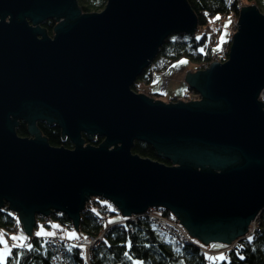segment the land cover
Wrapping results in <instances>:
<instances>
[{
    "label": "water",
    "instance_id": "water-1",
    "mask_svg": "<svg viewBox=\"0 0 264 264\" xmlns=\"http://www.w3.org/2000/svg\"><path fill=\"white\" fill-rule=\"evenodd\" d=\"M195 29L186 0H106L97 13L76 0H0V207L25 235L53 213L77 231L92 196L122 217L161 207L204 244L246 234L264 209V13L242 6L227 59L185 73L196 99L131 88L167 36ZM19 120L31 138L16 134ZM37 121L73 148L49 145ZM135 141L171 165L133 154Z\"/></svg>",
    "mask_w": 264,
    "mask_h": 264
},
{
    "label": "trees",
    "instance_id": "trees-1",
    "mask_svg": "<svg viewBox=\"0 0 264 264\" xmlns=\"http://www.w3.org/2000/svg\"><path fill=\"white\" fill-rule=\"evenodd\" d=\"M186 1L196 16L198 32L194 34L183 32L171 34L164 39L157 52L156 62L159 58H167L169 64H166L165 68L180 59L192 63L195 70L208 67L209 63L215 60L213 58L214 54L218 52V50H215V44L220 43L218 36L222 27L215 21L216 17L228 18V21L230 19L231 22H234L239 9L250 4L256 5L264 13V0ZM76 3L82 13H97L105 7L106 0H76ZM54 25V21L48 19L42 24V27L48 35H52ZM232 28L231 23H229V33ZM229 37H231V33ZM150 68L145 69L140 74L131 88L135 92L145 93L148 97L155 99V93L144 92L141 88L151 81ZM152 68L155 69V66ZM143 77L144 84L140 80ZM187 89L188 94L191 96L195 94L192 89L188 87ZM185 100H188L187 96ZM36 127L41 135L46 138L49 145L67 149L73 148V144L62 135L61 129L55 122L48 124L45 121H37ZM15 131L18 136L28 137L27 125L22 120L18 121ZM81 136L86 144L93 146H98L103 141L101 137L97 136H94L90 141L87 140L84 134H81ZM131 152L143 158L171 165L170 160L158 156L152 146L146 142L135 141ZM96 207L97 205L93 200L86 203L80 212L78 231L70 229L72 224L64 214L53 213L49 215L51 219L57 222L54 226L57 231H65L61 226H69L67 230L71 232H67L68 238L70 234L75 233L79 237L77 240L82 241L84 238L96 236L99 232L105 230V235L101 241L90 249L88 262L83 258L84 248L71 243L68 244L66 246L68 264H134V262H141V264H213V261H210L207 257H219L221 255L225 259L216 260L215 264H264V209L258 215L256 229L250 235L235 240L224 254L221 252L217 256V254L206 255L203 252V247L195 240L181 243L162 233L156 227V221L149 216L150 212H154L153 209L140 215L141 217L131 221L125 220L126 222L122 224H116L120 220L117 217H120L110 204L106 202L100 210ZM105 214L108 216L107 220L100 222L99 220ZM163 214L173 217L172 214L166 211ZM12 215H14L13 212L8 209L7 203H4L0 207V232L6 235L13 233L15 220ZM41 236L35 233L25 239V242H23L25 247L23 248L11 246V252L8 253L4 264H16L17 261L18 264H52L51 260L54 252ZM249 237H252L251 241H249ZM29 244L31 250L27 247ZM207 253L210 252L207 251Z\"/></svg>",
    "mask_w": 264,
    "mask_h": 264
},
{
    "label": "rangeland",
    "instance_id": "rangeland-1",
    "mask_svg": "<svg viewBox=\"0 0 264 264\" xmlns=\"http://www.w3.org/2000/svg\"><path fill=\"white\" fill-rule=\"evenodd\" d=\"M236 20L237 18L234 20V22H231V26L233 27L230 30L231 35L235 32L234 28H236ZM221 27V33L218 36V39L220 40V43H216L215 44V50H220L222 48L223 43L228 40L230 37V33H229V29H228V18L226 19H216L215 20ZM225 25H227V27H225ZM220 27V29H221ZM228 34V35H227ZM226 36V37H225ZM221 37L224 38V42H221ZM162 62H165L164 67L159 66L161 64H163ZM169 64V60L166 58V61L163 60L162 58H159V60L156 62L155 68L157 69V73L154 74V77L151 81V83L149 84V86H142L141 88L143 89L144 92H152L156 94V98L154 100H159L163 103H168L171 101H177L180 100H184V102H188L193 100V98H195L194 96H191L190 94H188V89H187V85L184 81V75L187 71H197V69L195 70V66L186 61L185 59H180L177 60L175 62H173L169 67L165 68V65ZM159 77V78H158ZM186 96L188 97V100L186 99ZM28 138H31V136L28 135ZM13 219L15 220V226L13 229V233H9L8 235L4 234V238L8 241H12V243H16L19 244L20 241H13L11 239L12 236H24L27 238H29L27 235L24 234V232H22L21 228H19L18 225H16V222H18V219H16V217L14 215H12ZM258 219V216L256 218V220ZM39 224L35 230L36 233H40L41 231H43V233H45L44 235H42L41 237L44 238V240L47 239H51L54 238L52 236L57 235V236H63L64 233L59 234L58 232H63V231H57L55 229L54 226H56V221L51 219V217H47V218H43L40 217L38 218ZM47 226H51V227H47ZM65 231L69 228V226H61ZM72 227V226H71ZM72 229V228H70ZM56 230V231H55ZM68 233H70L71 231H67ZM66 232V235H67ZM46 233H53V235H47ZM193 240H195L199 245H201L203 247V252L206 255H216L219 256V253H223L226 252L230 246L224 244V243H220V242H209L207 244L202 243L201 241L193 238ZM238 240V239H237ZM12 244V245H13ZM8 246L11 247V245L8 243ZM0 251L4 252V256L5 259L8 255V252L4 249V245L0 244ZM210 252V253H207ZM5 261V260H4Z\"/></svg>",
    "mask_w": 264,
    "mask_h": 264
},
{
    "label": "built area",
    "instance_id": "built-area-1",
    "mask_svg": "<svg viewBox=\"0 0 264 264\" xmlns=\"http://www.w3.org/2000/svg\"><path fill=\"white\" fill-rule=\"evenodd\" d=\"M228 48H229V41L224 42L222 45V48L220 49V51L216 52L213 56V58L215 60L213 61H217V62H223L227 59V52H228ZM221 58V59H219ZM157 73V69L155 68V71L152 73V78L154 77V74ZM258 99L260 101H262V103L264 104V88L263 90L260 92ZM114 211H116L115 208H112ZM159 214L156 213V211L154 212H150L149 216L156 221L157 225L161 228L162 231L166 232V233H174L176 231L175 227L171 224L170 222V218L169 216H167L165 213V210L163 209H159ZM42 217L41 215H37L36 219ZM135 216H131L128 220L133 219ZM108 216L107 214L103 215L102 218L99 220L100 222H105L107 220ZM124 220V219H122ZM121 220H119L120 222ZM256 223L257 220L254 219L253 221H251V223L248 226V230L246 232L245 236L250 235L253 230L256 229ZM185 230H183V241H186V236H185ZM105 235V230L104 232H99L98 235L96 236H90L87 237V239L81 241V242H77L76 240L73 241H67L66 238L64 236H57L54 235L51 239H45V242L47 243V245L53 250L54 254L52 256V260L51 263L52 264H66V248H65V244L67 243H71L73 245L78 244L81 245L84 249H85V254L88 255L89 257V252L90 249L95 247L102 239V237ZM188 236V240L187 241H191L189 235Z\"/></svg>",
    "mask_w": 264,
    "mask_h": 264
},
{
    "label": "bare ground",
    "instance_id": "bare-ground-1",
    "mask_svg": "<svg viewBox=\"0 0 264 264\" xmlns=\"http://www.w3.org/2000/svg\"><path fill=\"white\" fill-rule=\"evenodd\" d=\"M234 30H236V28H234ZM196 32H198V29H197V27H196V29L194 30V32L192 33V34H194V33H196ZM157 58V54H156V56H155V59H153L152 60V62H150V64L148 65V67L146 68V69H148V68H150L151 70H149V74L151 75V79H153L152 78V73L155 71V69H153L152 67L153 66H155L156 65V59ZM163 60H165L166 61V58L164 57V59ZM212 62H214V61H212ZM163 64H161V65H164L165 64V62H162ZM211 63V62H210ZM209 63V64H210ZM137 80V79H136ZM135 80V81H136ZM140 80H142V83L144 82V77H143V79H140ZM144 84V83H143ZM195 92V91H194ZM138 93H142V92H138ZM142 94H145V93H142ZM146 95V94H145ZM192 96H194L195 97V99L198 97V94L195 92V94H193ZM176 101V100H175ZM94 201L95 202V204L97 205V207H96V209H101V207L107 202L108 204H110L113 208H115L116 209V212L118 213V214H120L119 212H118V210H117V208L112 204V203H110V202H108L106 199H104V198H102V197H96V196H92L87 202H89V201ZM105 202V203H104ZM161 208V207H160ZM151 209V208H150ZM150 209H148V210H150ZM147 210V211H148ZM146 211V212H147ZM145 212V213H146ZM145 213H143V214H145ZM156 213L157 214H159V211L156 209ZM143 214H139V215H131V216H135L133 219H135V218H138V217H141L140 215H143ZM121 216V215H120ZM48 217H50V216H48ZM117 219H120L121 221L120 222H116V224H122V223H125L126 221H124V220H122L121 218H118L117 217ZM133 219H131V220H133ZM131 220H128V221H131ZM170 222H171V224L175 227V229H176V231L174 232V233H172V234H170V233H166V232H164V231H162L161 230V228L156 224V227L162 232V233H164V234H166L167 236H169L170 238H173V239H175V240H177L178 242H181V243H183V228L180 226V224H179V220L178 219H176L175 217H171L170 218ZM72 229L74 230V231H76L73 227H72ZM78 231V230H77ZM101 232H104V230H102ZM185 234V236H186V241L188 240V234L187 233H184ZM189 237H190V240H193V237H191L190 235H189ZM78 243L79 242H81V240H77V239H75ZM84 240V239H83ZM82 240V241H83ZM9 243H12V241H10ZM68 244H65V248H66V246H67ZM75 245H78V244H75ZM78 246H81V245H78ZM82 247V246H81ZM83 248V247H82ZM84 252H85V250H84ZM66 254V257H67V252L65 253ZM68 258V257H67ZM66 258V264H68V259ZM83 258L85 259V261L86 262H88V255H86L85 253H83Z\"/></svg>",
    "mask_w": 264,
    "mask_h": 264
},
{
    "label": "snow or ice",
    "instance_id": "snow-or-ice-1",
    "mask_svg": "<svg viewBox=\"0 0 264 264\" xmlns=\"http://www.w3.org/2000/svg\"><path fill=\"white\" fill-rule=\"evenodd\" d=\"M216 19H219V17H216ZM228 23H231V20L229 19ZM225 27H227V25H225ZM197 39H199V37H197ZM221 42H224V38L221 37ZM45 233H43V231H41L40 233H37V235H44ZM47 235H53V233H46ZM69 238H75V239H79V237L76 236L75 233L70 234ZM11 239L13 241H20L19 244L14 243L12 245V247H25V244L23 243V241L26 239V237L20 235V236H12ZM85 240L87 238H84ZM249 241H251L252 237L248 238ZM0 244L4 245V249L10 253L11 252V248L8 246L7 240L4 238V233L0 232ZM130 246V245H129ZM27 247L29 248V250H31V245H27ZM71 250V249H69ZM127 256V253L125 254ZM210 261H213V264H215L216 260H222L225 259V257L223 255L219 256V257H212L209 256L207 257ZM243 258V257H241ZM129 259H131V257H129ZM4 260H5V256H4V252L0 251V264H4ZM16 264H18V261L16 262ZM134 264H141V262H134Z\"/></svg>",
    "mask_w": 264,
    "mask_h": 264
},
{
    "label": "flooded vegetation",
    "instance_id": "flooded-vegetation-1",
    "mask_svg": "<svg viewBox=\"0 0 264 264\" xmlns=\"http://www.w3.org/2000/svg\"><path fill=\"white\" fill-rule=\"evenodd\" d=\"M161 45H162V44H161ZM161 45H160V46H161ZM158 50H159V49H158ZM157 52H158V51H157Z\"/></svg>",
    "mask_w": 264,
    "mask_h": 264
},
{
    "label": "crops",
    "instance_id": "crops-1",
    "mask_svg": "<svg viewBox=\"0 0 264 264\" xmlns=\"http://www.w3.org/2000/svg\"><path fill=\"white\" fill-rule=\"evenodd\" d=\"M36 231V230H35Z\"/></svg>",
    "mask_w": 264,
    "mask_h": 264
}]
</instances>
